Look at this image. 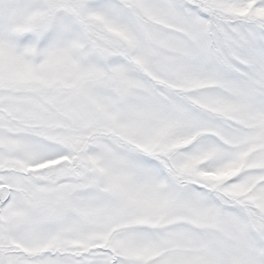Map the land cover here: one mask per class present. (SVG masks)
<instances>
[{"label": "snow or ice", "instance_id": "obj_1", "mask_svg": "<svg viewBox=\"0 0 264 264\" xmlns=\"http://www.w3.org/2000/svg\"><path fill=\"white\" fill-rule=\"evenodd\" d=\"M0 264H264V0H0Z\"/></svg>", "mask_w": 264, "mask_h": 264}]
</instances>
